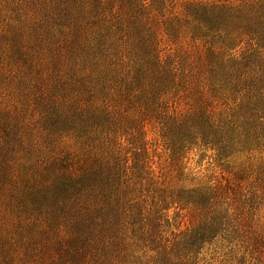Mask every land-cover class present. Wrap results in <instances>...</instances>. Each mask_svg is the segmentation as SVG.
Segmentation results:
<instances>
[{
	"label": "trees",
	"instance_id": "obj_1",
	"mask_svg": "<svg viewBox=\"0 0 264 264\" xmlns=\"http://www.w3.org/2000/svg\"><path fill=\"white\" fill-rule=\"evenodd\" d=\"M46 1L31 264H264V0Z\"/></svg>",
	"mask_w": 264,
	"mask_h": 264
},
{
	"label": "rangeland",
	"instance_id": "obj_2",
	"mask_svg": "<svg viewBox=\"0 0 264 264\" xmlns=\"http://www.w3.org/2000/svg\"><path fill=\"white\" fill-rule=\"evenodd\" d=\"M24 2L19 6L17 13H8V2ZM34 7L43 8L46 0H0V122L1 133H14L15 130L43 131L37 124L36 117L39 114L35 105H41L40 101L46 96L45 74L48 69L42 70L43 80L39 81L38 68L33 69L24 61L32 60L36 64L40 54L44 59L45 45L38 48L35 43L46 41V28L50 26L49 12L41 10L43 18H36L37 27H33ZM27 27V28H26ZM23 29L20 41L22 57L20 65L11 57L9 47L11 42L3 37L13 33L16 29ZM29 34V35H28ZM28 37L26 38V36ZM33 35V36H31ZM31 36V37H30ZM30 37V38H29ZM29 39V41H28ZM56 41L55 46L63 45ZM118 45H122L118 40ZM44 44V43H43ZM39 53V54H38ZM37 63H42L37 60ZM45 87V88H44ZM45 101V100H44ZM40 107V106H39ZM24 147H5L0 145V264H31L29 258L23 254L25 249L18 243L20 227L31 225L39 226L43 215L38 207L42 203L38 200V192L42 190L43 182L35 177L39 167L43 166L44 155L37 156L34 163L30 156L27 160ZM23 160L30 162L23 163ZM206 161L201 162L205 166ZM40 165V166H39ZM38 167V168H37ZM27 201H36L30 210ZM30 224V225H29ZM26 253V252H25Z\"/></svg>",
	"mask_w": 264,
	"mask_h": 264
}]
</instances>
